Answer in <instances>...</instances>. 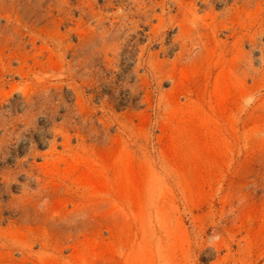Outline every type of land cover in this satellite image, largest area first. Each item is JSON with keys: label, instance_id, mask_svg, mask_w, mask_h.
Listing matches in <instances>:
<instances>
[{"label": "rangeland", "instance_id": "374dc122", "mask_svg": "<svg viewBox=\"0 0 264 264\" xmlns=\"http://www.w3.org/2000/svg\"><path fill=\"white\" fill-rule=\"evenodd\" d=\"M0 264H264V0H0Z\"/></svg>", "mask_w": 264, "mask_h": 264}, {"label": "trees", "instance_id": "16d2710c", "mask_svg": "<svg viewBox=\"0 0 264 264\" xmlns=\"http://www.w3.org/2000/svg\"><path fill=\"white\" fill-rule=\"evenodd\" d=\"M72 95H70V97L68 98V103H72L73 102V98L71 97ZM46 127H48V124L46 125ZM49 137H47L46 136V139H48ZM38 146H39V144H38ZM47 146H48V143H45L43 146H42V149L43 148H47Z\"/></svg>", "mask_w": 264, "mask_h": 264}]
</instances>
